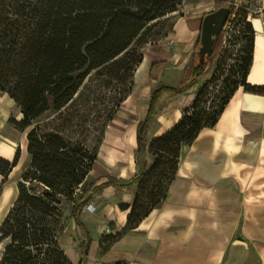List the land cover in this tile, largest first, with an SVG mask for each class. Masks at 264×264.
Segmentation results:
<instances>
[{"label":"trees","instance_id":"1","mask_svg":"<svg viewBox=\"0 0 264 264\" xmlns=\"http://www.w3.org/2000/svg\"><path fill=\"white\" fill-rule=\"evenodd\" d=\"M181 4L182 0H0V91L21 108L22 116L13 125L25 134L31 156L17 183L16 198L0 223L4 244L0 264H73L60 245L67 213L87 236L78 261L86 263L90 237L80 211L90 198L79 194V189L96 155L86 144L87 121L73 112L74 104L84 97L82 87L91 89L85 80L100 78L102 86H115L118 94L112 107L118 108L143 60L141 48L167 36L164 23ZM245 33L246 56L237 65L241 74L232 81L223 79L226 92L216 107L205 113L196 97L172 128L149 142L147 134L160 97L167 92L182 94L191 82L212 72L214 61L223 60L226 53L223 33L212 54L185 71L189 82L151 90L145 116L138 123L134 154L138 160L149 152L155 159L121 185L133 194L130 205H120L129 209L124 229L137 227L167 197L182 165L184 145H191L202 129L215 126L239 86L264 94V85L247 82L254 47L251 26L246 25ZM157 64L149 69L151 79ZM50 111L57 112L55 118L40 123ZM19 158L20 147L11 161L1 158L2 183Z\"/></svg>","mask_w":264,"mask_h":264},{"label":"rangeland","instance_id":"2","mask_svg":"<svg viewBox=\"0 0 264 264\" xmlns=\"http://www.w3.org/2000/svg\"><path fill=\"white\" fill-rule=\"evenodd\" d=\"M227 1L228 0H182L179 10L170 14L169 19L164 23L163 31L167 32V36H160L156 44L147 43L141 48L143 54L144 50L150 45L157 46L158 51H153V57L150 58V60L149 58H147L148 60L143 59L136 68L133 73L131 91L118 108L112 107L114 105L113 100H115L118 94L113 84L109 85V87H104L100 84V78L93 79L92 81L85 80L84 84L89 85L91 89L85 91L84 87L81 88L84 97L74 104L76 108L73 112H77L79 116L87 121L85 134L88 136V139L86 144L90 150L95 153L96 159L94 161L95 163H93L95 165L92 166L93 168L90 170L79 189V194L85 193L90 198L81 208V220V214L85 211L86 207L92 208L90 212L95 210L96 206H93V200L95 198L101 199L103 193L112 192L114 189L116 196L121 194L122 190L119 188H125L121 186L122 184L129 182L144 164L151 165L154 162L155 155L153 153L146 152L142 154L138 160L134 154L138 123L144 118L148 105L146 101L144 103L146 93L159 85H170L174 87L184 85L190 80V77L187 76L185 71L191 68L192 63L198 62L197 52L200 47V41L196 50L191 55H188L182 64H174L173 58L163 59L160 56L161 52L159 53V50L161 48L168 51L170 47H172L169 42L165 43V41L174 32L176 20L181 17L188 18L197 10H203L207 13L217 9L219 5L227 7ZM206 13H204V15ZM247 18L246 13H240L231 21L227 19L226 25L221 31V33H223V51L225 50L226 53L223 60L216 59L214 61L211 73L198 78V80L193 83L191 82L189 88L182 94L167 92L160 97L157 103V116L151 123L147 134L149 142L155 137V134L164 129V126L170 123V120L174 119L179 112L182 117L183 110L187 107L191 108L196 97L199 96V109H203L205 113L209 112L210 108L216 107V103H218V100L226 92V90H223V79L226 77L229 81H232L241 74V70H239L237 65H239V61L246 56V52L242 50V47L245 45L243 39L246 34V25L251 26L254 34L253 25L247 22ZM255 36L254 34V39ZM192 59H194V61H192ZM153 63L158 64L152 72L153 79H151L149 78L148 72ZM138 87L146 89V93L142 94L138 91L136 92L135 89ZM88 95L91 96L86 102L85 99ZM56 114L57 112L51 111L45 113L40 118V123L52 120L55 118ZM21 116V108L17 105L15 100L7 92L0 91V135L9 131L10 126L14 127L13 121L19 120ZM21 134L23 136L21 144L17 145L15 149L16 151L17 148L20 147L18 164L9 173L7 180L3 183V175L0 173V223L13 204L17 195V183L22 179V174L29 165V163L28 165L27 163L24 164L28 153L26 150L25 134ZM224 149L225 146L222 144V141L221 144L219 143L216 131L212 132L206 128L202 129L197 139L191 145H184L181 171L195 170L198 171V173L205 171L208 173L210 184L211 179H213V181L217 179V170L219 169H228L234 166L244 169L246 167H254L257 163V159H249L246 156L247 154H243V152L240 158L234 161L232 158H229L232 156ZM15 151L10 155L11 157L7 159L0 147V167L3 168L1 158L11 161ZM258 167L263 168L264 163L259 164ZM204 177L205 176L201 175L198 176V178L202 179ZM255 191L256 192L249 197L251 199L250 201L247 195L243 198L244 192L241 193V222L239 228L236 230L235 238L240 237L242 245L246 246V244H248L249 246L250 256L244 264H262L260 256L257 254V249L260 244L264 242V185L256 184ZM120 196L122 197V195ZM115 200L118 201L119 199L115 198ZM121 200L124 201L125 198H120V201ZM245 203L250 205L247 206ZM122 204L130 205L131 203L121 202L119 208L123 210L125 208L120 207ZM248 217L250 218V222L246 223L244 220H247ZM84 226L88 230L85 224ZM123 229L124 228L121 230ZM120 231L116 234L102 235L101 249L98 251L96 258L97 256L98 258H102L105 255L106 250L112 243L119 239L121 235ZM104 232H108V230ZM88 233L91 243L92 234L89 230ZM244 233H248L250 238L254 237V240L250 241ZM86 240L87 236L84 230L77 226L67 213L66 228L61 235L60 245L62 249L67 252L66 254L73 264H78L80 252ZM3 246L4 244L0 243V257ZM91 259L94 260V256H91ZM87 262L88 259L85 264H87ZM102 262L104 264H110L105 260ZM116 264L124 263L117 262Z\"/></svg>","mask_w":264,"mask_h":264},{"label":"crops","instance_id":"3","mask_svg":"<svg viewBox=\"0 0 264 264\" xmlns=\"http://www.w3.org/2000/svg\"><path fill=\"white\" fill-rule=\"evenodd\" d=\"M204 13L197 10L188 18L176 20L174 32L165 41L172 47L168 51L159 50L163 59L173 58L174 64H182L196 50ZM153 51H158L157 46L147 47L143 59L150 60ZM257 54L264 59V45H257L255 38L247 82L264 85V63H257ZM258 68L256 76L252 77V72ZM150 92L146 93L144 103H148ZM179 118L180 112L155 136L168 131ZM206 129L216 131L219 143L222 141L224 150L232 156L229 158L235 161L243 152L249 159H257L256 165L244 169L237 166L219 169L217 179H211L210 184L205 171L183 172L181 165L167 197L135 228L121 230L129 209L122 210L119 204H130L133 199L128 188H119L122 193L117 196L115 189L103 193L101 199L93 200L94 211L90 212L92 208L86 207L81 214L92 234L88 261L94 256L96 264H104V260L110 264H244L250 256L249 246L242 245L241 238L235 236L241 222V193L244 192L243 198L247 195L250 201L249 197L256 192V184L264 185V167H258L264 163V94L246 92L239 86L215 126ZM200 175L205 177L198 178ZM120 198L125 200L120 201ZM244 221L249 223L250 218ZM106 230L108 232H104ZM118 231L121 232L119 239L102 258H96L102 235ZM244 234L250 241L254 240L248 233ZM257 254L264 264V242Z\"/></svg>","mask_w":264,"mask_h":264},{"label":"water","instance_id":"4","mask_svg":"<svg viewBox=\"0 0 264 264\" xmlns=\"http://www.w3.org/2000/svg\"><path fill=\"white\" fill-rule=\"evenodd\" d=\"M229 12L228 7L221 6L204 15L201 23L200 47L197 52L199 63L204 62L205 58L212 54L214 43L226 25Z\"/></svg>","mask_w":264,"mask_h":264},{"label":"built area","instance_id":"5","mask_svg":"<svg viewBox=\"0 0 264 264\" xmlns=\"http://www.w3.org/2000/svg\"><path fill=\"white\" fill-rule=\"evenodd\" d=\"M228 19H235L238 14L246 13L247 22L253 25L254 34L259 32L264 35V0H228Z\"/></svg>","mask_w":264,"mask_h":264},{"label":"bare ground","instance_id":"6","mask_svg":"<svg viewBox=\"0 0 264 264\" xmlns=\"http://www.w3.org/2000/svg\"><path fill=\"white\" fill-rule=\"evenodd\" d=\"M262 36L263 35L258 30V33L255 36L256 41H257V45H264V39H263ZM256 58H257V63H259L261 65L264 63V59H263L261 54H257ZM259 69L260 68L254 69V71L252 72V77L256 76L255 71L258 72ZM139 89H141V88L138 87V88L135 89V91L136 92L138 91L139 93H142V94L146 93V89H144V88H142L141 90H139ZM22 137L23 136H22L21 132L18 129H16L15 127H13V126H10V130L9 131L4 132L3 134L0 135V147L2 148L3 154H5L6 157H11L10 155H12V153L15 151L17 145L21 144ZM30 159H31V156H30V154H28L26 162L24 164L27 163V165H28V163H30ZM94 165L95 164H93V166ZM87 264H96V263L92 259H90L87 262Z\"/></svg>","mask_w":264,"mask_h":264}]
</instances>
